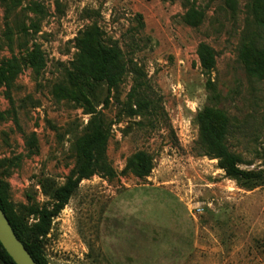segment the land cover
I'll return each instance as SVG.
<instances>
[{
    "label": "rangeland",
    "instance_id": "obj_1",
    "mask_svg": "<svg viewBox=\"0 0 264 264\" xmlns=\"http://www.w3.org/2000/svg\"><path fill=\"white\" fill-rule=\"evenodd\" d=\"M255 7L264 0H0L5 215L31 227L76 176L83 140L108 137L42 242L49 264H264V79L247 73L245 48L254 35L264 46ZM207 109L229 116L255 187L200 151Z\"/></svg>",
    "mask_w": 264,
    "mask_h": 264
},
{
    "label": "trees",
    "instance_id": "obj_2",
    "mask_svg": "<svg viewBox=\"0 0 264 264\" xmlns=\"http://www.w3.org/2000/svg\"><path fill=\"white\" fill-rule=\"evenodd\" d=\"M253 14L255 15L256 23L264 30V8L255 7ZM185 19L188 24L193 26L198 24L196 22H199V19L195 20V16L192 13H188ZM261 39L260 35H254L251 39H247L248 42L246 41L245 44V48L249 50L246 71L250 77L259 80L264 79V46L261 43ZM198 55L202 69L207 74H211L217 65L215 50L208 44L202 43L198 48ZM103 57L108 60H113L108 57L106 51ZM14 67V64H10L7 68L12 70ZM6 70L8 69L0 68V82L2 78H5ZM214 98L216 99L217 97ZM197 121L199 125L198 144L203 155L211 159L219 160L221 168L227 172L229 177L238 179L245 186H249V188L255 187V182L249 185L251 182L257 179L259 181L263 180L260 175L246 173L239 169V165L243 164V158L241 155L232 152L228 145V135L230 132V118L228 115L221 110L207 109L198 115ZM107 142L108 137L101 131H97L92 136L83 140L81 159L78 164L76 176L69 178L66 184L55 190V202L53 206L39 211L37 213V222L31 227L23 228L8 216L17 236L38 264H49L44 253L42 242L50 234L53 221L69 204V201L79 188L81 182L91 178L95 174V164L106 161ZM137 158V172L142 175L148 174L151 168L147 157L144 154H139ZM0 207L6 213L1 187ZM0 264H16L1 243Z\"/></svg>",
    "mask_w": 264,
    "mask_h": 264
},
{
    "label": "water",
    "instance_id": "obj_3",
    "mask_svg": "<svg viewBox=\"0 0 264 264\" xmlns=\"http://www.w3.org/2000/svg\"><path fill=\"white\" fill-rule=\"evenodd\" d=\"M0 243L16 264H38L17 236L0 207Z\"/></svg>",
    "mask_w": 264,
    "mask_h": 264
}]
</instances>
